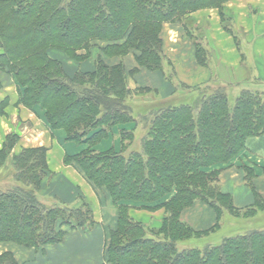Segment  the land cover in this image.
I'll list each match as a JSON object with an SVG mask.
<instances>
[{
  "label": "trees",
  "instance_id": "16d2710c",
  "mask_svg": "<svg viewBox=\"0 0 264 264\" xmlns=\"http://www.w3.org/2000/svg\"><path fill=\"white\" fill-rule=\"evenodd\" d=\"M230 1L0 0V72L24 89V106L40 107L53 130H64L68 142L88 146L66 157V163L116 210L106 264H264L263 227L240 229L219 244L202 242L222 228L224 218L246 226L264 218L254 170L242 169L254 197L245 208L236 207L223 191L221 170H212L229 164L250 138L264 135V94L234 96L216 79L192 90L177 82L165 50L166 24L182 23L190 34L184 25L188 16L217 9L224 20ZM195 53L201 66L209 65L208 52L197 42ZM142 72L161 74L173 89L170 96L140 84ZM139 120L147 123V134L141 150L126 155ZM127 125L134 127L121 128ZM117 128L118 150L94 149ZM16 143L17 137H8L0 167ZM13 165L19 184L0 190V244L40 249L62 243L69 230L95 226L87 202L70 209L39 201L49 178L46 149L24 150ZM197 205L216 216L207 231L184 220ZM131 209H163L165 216L151 227L134 219ZM191 240L199 245L179 248ZM0 264L19 263L8 251L0 255Z\"/></svg>",
  "mask_w": 264,
  "mask_h": 264
},
{
  "label": "crops",
  "instance_id": "0c3cea01",
  "mask_svg": "<svg viewBox=\"0 0 264 264\" xmlns=\"http://www.w3.org/2000/svg\"><path fill=\"white\" fill-rule=\"evenodd\" d=\"M226 6L233 17L230 22L232 27L226 24L217 9L200 10L190 15L188 23H192L188 26L202 31L197 37L193 35L192 29L189 30L190 34L186 32L182 24L165 25V50L176 70L177 82L195 90L210 85L216 79L221 85L229 87L234 96L243 91L264 94V0H235ZM253 15L258 17L257 20H254ZM237 35H241V39ZM196 42L208 52V66L198 63ZM179 44L190 47L189 54L184 55L191 59V65L198 71L196 74L184 67V59L177 60L178 49L172 45ZM127 60L128 66L132 67V56ZM137 80L143 86L161 91L162 97L167 98L173 91L159 73L142 72ZM0 85V151L10 136L17 137L13 154L27 149H46L49 178L39 195L44 200L42 203L49 201L45 199L73 206L88 202L96 223L91 229L69 230L62 243L40 249L0 244V255L11 251L19 264H106L105 245L110 231L116 227V210L107 199L96 193L76 168L64 163L66 157L76 156L88 146L68 142L64 130H53L46 120L45 111L40 107L24 106L20 102L23 90L14 77L0 72ZM133 127L134 125H127L121 128L130 130ZM121 128L115 129L108 140L94 149L104 151L115 147L118 150V133ZM244 167L255 171V184L264 199V135L250 138L246 148L229 164L212 169L221 170L222 189L233 196L238 208L247 207L254 202L253 194L243 181ZM169 199L167 197L163 201ZM202 212L206 215L212 213L207 209ZM150 214L152 218L158 219L165 216L163 209ZM189 214L186 212L185 219ZM80 252H83L80 257H72Z\"/></svg>",
  "mask_w": 264,
  "mask_h": 264
},
{
  "label": "rangeland",
  "instance_id": "374dc122",
  "mask_svg": "<svg viewBox=\"0 0 264 264\" xmlns=\"http://www.w3.org/2000/svg\"><path fill=\"white\" fill-rule=\"evenodd\" d=\"M230 2H232V1H230ZM226 8H227V6L225 5V7L223 9L224 21H226L227 25L229 24V27H232L230 22H232L231 20H232L233 17L231 15V12L229 10H227ZM189 17L190 16H188L185 19L184 25L186 23H187V25L189 23L190 24L192 23V22L188 23V20H189L188 18ZM253 18H254V20H257L258 17L253 15ZM191 31H192L193 35H195L196 37L202 32L200 30H195V29H192ZM237 37L239 39H241V35H237ZM240 42H242V40ZM67 62H68V60H64V63L66 65V70L67 71H71L72 69H69V65L67 64ZM75 66L76 65H74V67ZM84 66L85 65H83V67ZM90 67H88L87 69H89ZM19 88H21L23 90V92H24V89L22 87L19 86ZM0 91H2V87H1ZM23 92L21 93V96H22ZM151 99H153V98H151ZM45 117H46V115H45ZM138 126L139 127L137 129V132H135L134 141L132 142V145L129 148H127V151L125 153L126 155H129L133 150H135V151L141 150L142 140L145 138V136L147 134V130H146L147 123H144V122L139 120ZM20 154L21 153H18V154L14 153L13 154V151H11L10 159H8L4 163V165L0 167V190L6 191L8 189L15 188L19 184L17 182V180L15 179V170H14V167H13L14 166L13 165V161H14V158L16 156L20 155ZM64 163H65V165L72 166V167L75 168V166L66 163V159L64 160ZM220 185H221V183H220ZM38 199H39V201L41 203H42V201H44L39 196H38ZM45 200H49V201H47L46 204H44V202L42 204L45 205L48 208L66 206V207H68L70 209H74V208L78 207V206L66 205V204H63V203H59L56 200H52V199H45ZM57 203H59V204H57ZM204 209L205 208H203L201 205H197L194 208H191L190 210H188V212L190 214H189V216L186 217V219L184 217L185 222L188 223L189 225H191L194 229H196L198 231H207V230L211 229L212 226L217 221L216 220V216H215L214 213H208V215H206L205 213L202 212ZM209 212H211V211H209ZM150 213H152V212L148 211V210H138L137 212L134 211L133 209L130 210V215L134 219H136L138 221H141V222H144L146 225L149 224L151 227H157L159 225V222H161L162 218L161 219L152 218ZM116 217H117V215H116ZM69 218H72V217L70 216ZM72 220H73V218H72ZM240 226H242V227H240ZM261 227L264 228V218L263 217H261L259 219H255L254 221L250 222L248 226L244 225L243 223L241 224L240 221H238V219H234L233 220V219L224 218L223 221H222V228L218 232L210 235L209 238L202 240V242L203 241H208L209 243H212V244H219L223 239H225L227 237H230L231 235L237 233L238 231H240V229L241 230H247V229L253 230V229H258V228H261ZM198 245H199L198 242H196L195 240H191V241L179 244V246H180L179 248L180 249H184V248H189L190 249V248L196 247ZM47 264H49V263H47ZM50 264H52V263H50Z\"/></svg>",
  "mask_w": 264,
  "mask_h": 264
},
{
  "label": "bare ground",
  "instance_id": "6f19581e",
  "mask_svg": "<svg viewBox=\"0 0 264 264\" xmlns=\"http://www.w3.org/2000/svg\"><path fill=\"white\" fill-rule=\"evenodd\" d=\"M178 49V52L176 54V58L178 61H182V59H184L185 63H184V67L188 69L189 72L196 74L198 71L197 69H194L193 66L191 65V59L188 57H185L186 54H189L190 52V47L187 45H176L173 46ZM185 54V55H184ZM186 65V66H185ZM184 72H186V69L184 70ZM83 253V252H82ZM82 253L80 252L79 254H73L72 257H80L82 255Z\"/></svg>",
  "mask_w": 264,
  "mask_h": 264
}]
</instances>
